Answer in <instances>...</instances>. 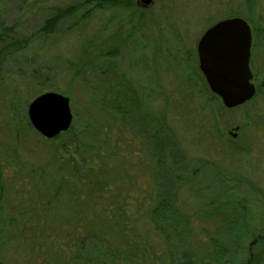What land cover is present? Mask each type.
I'll return each instance as SVG.
<instances>
[{"label": "rangeland", "instance_id": "374dc122", "mask_svg": "<svg viewBox=\"0 0 264 264\" xmlns=\"http://www.w3.org/2000/svg\"><path fill=\"white\" fill-rule=\"evenodd\" d=\"M82 1L0 0V17L6 25L18 24V39L24 41L22 47L2 54L0 62V264H169L164 261L165 249L161 251L152 233L146 236L149 246H142V240L139 243L146 254L138 261L123 253L124 240L130 241L137 233L140 215L126 216L123 227H118L108 207L92 208L85 197L51 195L55 152L74 138L82 147H92L93 135L99 145L89 165L92 176L103 175L107 182L118 173L126 178L108 182L112 200L120 201L117 196L127 193L130 176L144 175L149 180L151 167L144 165L140 143L120 123L122 116L100 102L114 84V73L122 74L137 94H143L139 97L127 87L129 98L163 110L180 148V153H172L178 159L182 156L189 167H199L194 192L205 191L200 198L189 192L179 198L183 210L195 212L209 198V189L215 190L220 183L215 171L246 181L237 192L239 197L251 196L252 202L245 203L246 213L239 212L241 207L233 209L237 229L232 242L224 230L222 234L215 230L218 222L197 221L199 215L194 214L192 250L197 256L212 254L210 239L228 250L232 247L227 245L236 241L246 253L233 254L232 259L227 255L218 264H264V255L259 263L254 261L260 255L258 246H249L256 236L264 235V0H154L145 11L118 6L89 14L85 11L90 7L85 5L73 18L63 20L54 34L37 32L51 7ZM226 17L243 18L256 35L250 59L256 94L230 110L215 104V123L195 78L199 70L194 49L210 24ZM117 32L118 39L123 38L120 43L114 37ZM112 50L118 54L108 63L104 53ZM31 77L38 86L27 84ZM42 91L68 98L72 113L69 130L52 140L39 137L27 126V105ZM80 155L84 157L82 151ZM42 172L46 179L38 180ZM128 191L137 194L139 189ZM138 195L140 204L143 196ZM88 235L97 240L88 237L84 248L74 244L79 236Z\"/></svg>", "mask_w": 264, "mask_h": 264}, {"label": "trees", "instance_id": "16d2710c", "mask_svg": "<svg viewBox=\"0 0 264 264\" xmlns=\"http://www.w3.org/2000/svg\"><path fill=\"white\" fill-rule=\"evenodd\" d=\"M134 2L135 0H83L80 3L70 4L66 7L53 6L50 8L49 15L44 17L39 24L37 32L44 36L54 34L63 20L73 18V16L77 15L85 5L90 7L85 11L87 14L92 13L96 9L107 10L118 6L125 10L134 9L136 12L138 9L135 7ZM17 25L18 24L15 23L6 25L0 17L1 63L4 61L2 59L4 58L2 54H6L11 48L22 47L24 43V41L18 39ZM118 35L117 32V36L114 34V37L117 41L119 40L118 42L120 43L123 41V38L118 39ZM117 54V50L105 52L104 56L107 58L105 61L110 63ZM107 68L110 71H114L115 69V67L110 66V64L107 65ZM117 74L119 73H114V84L110 86L109 90L107 89L100 102L102 104L107 103L109 109L112 108L115 113H119L122 116L124 121H120V123L124 124L130 132V135L140 143V152L143 153L142 156L145 158L144 165L149 163L151 167L149 180L145 179L144 175L139 177L136 175L130 176V185L127 186V193H125L124 196H117L119 198L121 197L120 201L112 200L111 191H109V183L112 184L120 180L124 181L126 178L124 179L122 174L118 173L113 177L115 180L111 178L108 180V183L106 181L107 178L103 175H100L98 179L92 176L89 165L99 145V139L96 135H93V137H90V139L95 142L92 147H82V143L80 141H74V138L70 143L62 146L58 153L55 152L56 163L54 164V169H51L50 179L53 182L55 181L56 185L54 184V190L51 192V195L61 194L71 199L85 197L89 200V205L92 208L108 207L111 210V212H108L111 218L118 219V227L119 225L123 227L122 221L126 219V216L130 214H134V216L140 215V217L136 219L138 221L137 233L132 235L130 241L124 240V250H122L126 256L134 258L136 261L146 254L145 250L139 247V243L142 240V246H149L146 238L149 233L154 235L155 241L161 246V251L162 248L165 249L167 256L165 254L164 261H169V264H208L209 261L213 262V260L218 264L227 255L230 256V259L233 258V254L236 256L238 252L244 255L246 253L245 247L240 246L239 242L236 243L235 241L234 244H228V247H232V249L230 248L228 250L224 247L225 245L212 240V238L210 239V245H213L212 248L214 249L211 251L212 254L205 253L201 256H197L194 250H192L191 242L194 237L193 230L195 229V225L192 222L194 218H192V215L194 214L199 215V218L196 219L197 221L202 219L203 221L218 222V226L215 230H219V232H221L220 234H222L224 230L223 234L226 236L229 243L232 242V237L235 235L233 232L237 229L236 225L233 223L235 220L233 218L235 212L233 209H239L241 207L239 212L244 211L246 208L245 203L251 204L252 202L248 200L252 198L251 196L239 197L237 192L239 187L246 185V181L243 178H226L223 173L215 171L214 178L220 183L215 187V190L213 188L209 189V198L204 199L201 204L198 205L195 212L188 213L186 210H183L179 198L184 196L186 192L192 193V195L190 194L192 197L200 198V196H203L202 192L205 191V189L199 190L201 195L199 192H194L199 167L190 166V168L189 163L186 164L182 156L179 155L180 158L178 159L174 153H172L173 151L180 153V148L175 132L168 125L163 110L156 111L157 109L153 107L152 104H150L149 107L147 103L146 105H142V102H136L129 98L130 90L128 91L127 87L134 89L135 95L139 97L143 94H137L136 88L127 84L129 81L125 79L122 74ZM195 76L201 85V90L199 92L206 97V102L210 104L212 108V119L215 120L216 123L217 113L213 110V106L215 104L221 106V102L218 97L209 92L203 77L199 75V73ZM27 84H32V86L35 85L34 78L31 77ZM43 84L44 81H41L39 85L43 86ZM35 86H38V84ZM43 92L44 91L40 92L38 95L43 94ZM146 93L147 92H145L144 95H146ZM108 94L110 96L107 98L106 96ZM35 97H37V95ZM146 98V100L149 101V93ZM152 100L157 99L153 98ZM132 101L134 102L133 104L131 103ZM11 106L13 107L14 105L12 104ZM99 108H101L100 105ZM113 120L115 119L110 121ZM27 126L33 129L28 118ZM36 134L41 137L37 132ZM63 134L64 133H61L58 136ZM81 151L84 157L80 155ZM62 167L65 168L64 171L61 169ZM206 167L205 165L203 168L206 169ZM208 168L213 167L209 166ZM37 178L38 180H44L46 179V174L43 172L42 174L39 173ZM2 179L3 175L0 168V195L3 191ZM132 188L137 191L139 189V192L136 191L137 194L129 193L128 190ZM189 188L190 191H188ZM139 193L143 196L140 204L137 202L139 200L136 199ZM231 209L232 214L230 213ZM244 212L246 213V211ZM225 225L227 226L226 230L223 229ZM228 225L231 228H228ZM88 237L96 239L93 235L85 236L83 239L79 236L74 244L78 246L81 243L84 248V245L86 246L84 241ZM257 237L264 238V235H259L255 238ZM100 244L102 243L94 245L98 246ZM257 246L260 250V255L255 257L254 261L259 263L261 261L260 257L263 258L264 255V240H259ZM88 250L92 249L88 247ZM161 251L159 252L161 253ZM228 264H231V262ZM243 264L248 263L244 262ZM250 264L252 263L250 262Z\"/></svg>", "mask_w": 264, "mask_h": 264}, {"label": "water", "instance_id": "95a60500", "mask_svg": "<svg viewBox=\"0 0 264 264\" xmlns=\"http://www.w3.org/2000/svg\"><path fill=\"white\" fill-rule=\"evenodd\" d=\"M151 3L152 0L137 1L142 7ZM251 41L248 23L234 17L210 26L197 43L199 72L209 92L219 98L225 109L240 107L256 94L249 65ZM27 118L42 138L52 140L70 128L69 99L54 92L40 94L27 105Z\"/></svg>", "mask_w": 264, "mask_h": 264}, {"label": "flooded vegetation", "instance_id": "af4514ba", "mask_svg": "<svg viewBox=\"0 0 264 264\" xmlns=\"http://www.w3.org/2000/svg\"><path fill=\"white\" fill-rule=\"evenodd\" d=\"M137 1L138 0H135V2H134V5H135V7L138 9V10H141V11H145V10H147L150 6H152L153 5V3H154V0H152V3H151V5L150 6H148V7H142V6H139L138 4H137ZM227 18H234V17H226V18H222V19H219V20H217V21H215L214 23H212V24H210V26H212V25H214L215 23H217L218 21H221V20H224V19H227ZM240 18V17H239ZM243 19V18H242ZM244 20V19H243ZM247 22V21H246ZM249 25V24H248ZM209 26V27H210ZM250 26V25H249ZM208 27V28H209ZM207 28V29H208ZM206 29V30H207ZM250 29H251V33H252V41H251V49H250V59H251V55H252V49H253V40L254 39H256V35L254 36V32H253V29L250 27ZM205 30V31H206ZM204 31V32H205ZM203 32V33H204ZM202 33V34H203ZM202 36V35H201ZM200 36V37H201ZM200 39V38H199ZM199 39H198V41H199ZM198 41H197V43H198ZM197 43H196V45H195V49H194V55H195V58H196V61H197V69L199 70V68H198V59H197V51H196V46H197ZM253 81H254V77H253ZM259 240H264V238L263 237H257V238H255V239H253L252 241H251V243L249 244V246H254V245H258V241ZM249 252H250V249H249ZM252 256H251V253H250V258H251Z\"/></svg>", "mask_w": 264, "mask_h": 264}]
</instances>
